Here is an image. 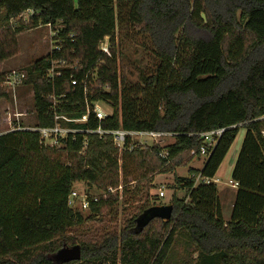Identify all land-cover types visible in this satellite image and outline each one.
Returning <instances> with one entry per match:
<instances>
[{
	"label": "trees",
	"instance_id": "1",
	"mask_svg": "<svg viewBox=\"0 0 264 264\" xmlns=\"http://www.w3.org/2000/svg\"><path fill=\"white\" fill-rule=\"evenodd\" d=\"M29 8L38 13L28 22L17 20ZM48 23L59 30L61 49L23 69V84L34 91L32 127L54 125L53 103L61 114L82 116L87 98L113 106V115L101 122L105 130L173 132L176 141L163 157L158 146L121 151L113 136L94 132L77 133L60 148L45 146L34 130L1 133L0 264H264V0H0V62L18 53L20 33ZM120 26L148 35L159 58L140 83L130 82L118 61ZM105 37L112 41L110 57L99 49ZM58 59L67 67L54 81L47 79ZM7 96L0 88V100ZM73 125L96 130L100 122L91 113L87 123ZM217 128L225 131L203 168L175 177L186 195L174 193L169 220L155 218L136 232L137 217L158 205L148 203L120 230L68 234L85 220L69 203L75 183L107 194L89 197L87 219H101L119 201L120 190L108 188L122 186L123 195L132 180L171 171L183 155L186 163L202 157L191 154L203 144L199 134ZM241 129L231 173L236 199L226 221L217 183L196 184V176L215 177ZM129 165L137 174L131 181ZM74 244L81 246L80 260L55 259ZM180 249L183 257L174 260Z\"/></svg>",
	"mask_w": 264,
	"mask_h": 264
},
{
	"label": "rangeland",
	"instance_id": "2",
	"mask_svg": "<svg viewBox=\"0 0 264 264\" xmlns=\"http://www.w3.org/2000/svg\"><path fill=\"white\" fill-rule=\"evenodd\" d=\"M15 21L16 20L10 23V26L13 28L18 26V22ZM53 33H55L54 29L46 24H40L37 27L26 29L17 36L18 53L0 62V88H4L8 92V96L0 100V132L7 131L10 128L11 122L17 121L24 126H34L37 123L32 85L22 84L18 89L11 90L3 87L2 80L7 72L13 69L23 70L24 68H28L35 61L52 52L55 44ZM116 34L114 46L118 51V61L124 67L123 69L129 81L132 83H140L142 75L152 74L155 71V67L160 62L152 41L148 35L140 33L134 27L124 28L120 26ZM106 43L109 44L111 50L113 45L110 37H107ZM101 105L107 111H114L113 106L109 103L101 102ZM244 134L245 130L241 129L235 144L239 142L238 140H240V138L243 141ZM175 141L176 137L168 138L167 145ZM233 150L234 148L229 151L227 158L220 167V182L217 183L218 195L224 200V219L226 221H230L231 216L228 215L230 208L225 198H230L236 191L232 188L231 183H229L231 176L229 177V173L225 169L234 154ZM188 157V155H183L182 158L178 159L183 162L181 165L174 166L173 170L166 172L157 171L153 176L143 177L140 182L132 180L137 174L133 172L135 168L129 165V171L133 173L128 178V180L132 181L127 187V193L122 195L123 190L121 189L119 191L118 203L115 204L113 210L107 212L101 219H87L89 208L83 207L81 201L86 195L88 197L100 196L102 191L97 189L95 185H89L86 182L75 183L74 191L77 193L76 202L73 205L70 204V206L75 210H79L85 216V220L83 223L71 228L68 234L73 236V238H77L82 235L102 234L110 230H120L121 227L127 224V221L133 215L139 212L143 205L148 203L158 205L171 204V198L174 193H178V196L184 193V189L176 183L175 177L177 175L181 177L191 176L190 169L195 168L200 170L203 168L202 166L206 161V157H194L189 162H184ZM120 174L121 178L124 179L122 172ZM149 181H151V183ZM199 182H202L200 174L196 176V184H199ZM138 184L141 185L138 187ZM150 186H152V188L149 190ZM162 187L166 191V195L160 198L157 193L159 188ZM185 247L187 246L184 245L183 249H185ZM178 255L179 256L175 255L174 260L178 257H183L181 249ZM167 264H173V261H169Z\"/></svg>",
	"mask_w": 264,
	"mask_h": 264
},
{
	"label": "built area",
	"instance_id": "3",
	"mask_svg": "<svg viewBox=\"0 0 264 264\" xmlns=\"http://www.w3.org/2000/svg\"><path fill=\"white\" fill-rule=\"evenodd\" d=\"M38 13L35 9L29 8L22 12L18 17L17 20H23L25 22H28L30 18ZM14 21V20H13ZM47 26H50L52 29H54L53 35H54V46L53 50H60L61 46L60 43L62 42L60 36H59V30L55 29L51 23H48ZM107 37L100 43L99 49L102 51V53L105 56H111V50L109 44L106 43ZM67 67L65 59H58V60H52L50 66L47 69L46 72V78L54 81L56 78L60 77L62 75V68ZM73 69L77 68V63L71 66ZM97 70V69H96ZM97 72L94 73V78L97 77ZM88 74L86 75L87 78ZM26 77V73L23 70L13 69L6 73L2 80V85L6 89L16 90L18 89L22 84ZM88 80H84V94H87L88 89ZM70 83L71 86H77L78 80L74 78V76L70 77ZM51 98V97H49ZM53 98V97H52ZM86 112L77 118H71L65 114H61L57 111V106L55 103L51 106V110L54 114V125L52 126H45V127H32L27 125H22L19 122H11L10 128L7 131H13V130H34L37 131L40 135L41 142L48 147H56L60 148L65 145V141L69 137H73L75 139V135L77 133H90L94 132L99 134V136H107L111 135L113 136V142L119 150L123 151L124 149L128 148L129 150H132L136 145L144 147L149 146H158L162 149L160 154L163 157L168 156V150H167V139L171 137H176V134L173 132H166V131H139V130H125L123 128H118L114 130H105L101 127V122L106 120L109 116L113 115V111H107L102 105L100 101H90L86 98ZM93 113L98 121L100 122V125L96 130H87L83 129L78 126H74L73 124H85L88 122L89 117ZM18 115V114H17ZM21 115V114H19ZM224 128H217L212 129L206 132H203L199 134L203 140V144L200 148V150H192L191 154L194 156H197L200 154L202 157H209L210 152L215 147L217 142L219 141L220 137L224 133ZM4 132H0L4 133ZM87 146V141L84 143V148ZM205 182L214 181L210 178H202ZM233 183V181H231ZM234 185H238V183L234 182ZM122 186L118 188L110 187L108 188V193H115L117 190H121ZM76 195L77 193L75 191L72 192L70 196V204H74L76 202ZM104 197H107V194H103ZM158 197L162 198L165 197L166 191L164 188H159ZM94 200H98L100 196H91ZM81 205L83 207L88 208L89 207V197L86 195L83 197L81 201Z\"/></svg>",
	"mask_w": 264,
	"mask_h": 264
},
{
	"label": "water",
	"instance_id": "4",
	"mask_svg": "<svg viewBox=\"0 0 264 264\" xmlns=\"http://www.w3.org/2000/svg\"><path fill=\"white\" fill-rule=\"evenodd\" d=\"M173 213L172 204L153 205L145 209L136 219L135 231L141 232L153 219L162 218L169 220ZM82 257L81 246L75 244L64 246L56 254L55 259L59 262H70L80 260Z\"/></svg>",
	"mask_w": 264,
	"mask_h": 264
},
{
	"label": "crops",
	"instance_id": "5",
	"mask_svg": "<svg viewBox=\"0 0 264 264\" xmlns=\"http://www.w3.org/2000/svg\"><path fill=\"white\" fill-rule=\"evenodd\" d=\"M239 142L238 143H234V145L232 146V148L231 149H233L234 148V154L232 155V158H231V160H230V162L226 165V167H225V169L227 170V172L229 173V177L231 176V173H232V170H233V167H234V165H235V162H236V160H237V157H238V153H239V150H240V147H241V144H242V139L240 138V140H238ZM230 149V150H231ZM226 158H227V156H226ZM225 158V159H226ZM225 161V160H224ZM224 163V162H223ZM222 163V164H223ZM204 166V165H203ZM202 166V167H203ZM202 169V168H201ZM220 170V169H219ZM219 170H218V172H217V174L215 175V177L213 178V180H214V182H216V183H219L220 182V179H219ZM227 172H224V173H227ZM231 181H233L232 179H230L229 180V183H231V185H232V188H234L236 191H235V193L232 195V196H230V198H225L226 199V201L228 202V206H229V208H230V211L228 212V215L229 216H231L232 215V210H233V206H234V202H235V199H236V192H237V185H234L233 183H234V181H233V183L231 182ZM178 192V191H177ZM183 194H181V197L182 196H185V191L183 190ZM174 195V194H173ZM177 195H178V193H177ZM220 198V201H221V205H222V211H223V217H225V212H224V200L222 199V197H219ZM172 199V198H171ZM230 218V217H229Z\"/></svg>",
	"mask_w": 264,
	"mask_h": 264
}]
</instances>
